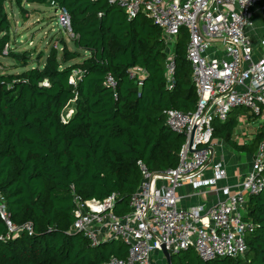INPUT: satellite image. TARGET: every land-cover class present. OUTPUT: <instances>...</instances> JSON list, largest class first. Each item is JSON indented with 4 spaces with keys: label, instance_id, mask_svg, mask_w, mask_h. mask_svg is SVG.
I'll return each instance as SVG.
<instances>
[{
    "label": "trees",
    "instance_id": "1",
    "mask_svg": "<svg viewBox=\"0 0 264 264\" xmlns=\"http://www.w3.org/2000/svg\"><path fill=\"white\" fill-rule=\"evenodd\" d=\"M7 1L0 0V56L26 66L29 51L19 54L10 42ZM14 1L22 13L27 3L51 4ZM54 1L69 12L74 47L60 37L42 63L0 71V193L13 220L30 222L33 229L0 238V264H97L111 255L126 256L127 245L120 239L92 246L71 229L73 192L88 199L116 191L114 211L125 214L141 179L138 160L154 171L178 162L184 135L165 123V110L190 112L197 102L186 27L172 46L170 88L168 47L149 15L128 17L107 0ZM43 55L40 51L35 60ZM73 69L79 71L75 83L70 81ZM108 73L115 88L104 83ZM240 109H232L223 121L213 120L211 141L221 138L237 150L253 151L264 135V122L253 142H237L233 132ZM244 216L250 222L244 255L203 260L189 247L173 252L171 264H264V187L248 196Z\"/></svg>",
    "mask_w": 264,
    "mask_h": 264
},
{
    "label": "built area",
    "instance_id": "2",
    "mask_svg": "<svg viewBox=\"0 0 264 264\" xmlns=\"http://www.w3.org/2000/svg\"><path fill=\"white\" fill-rule=\"evenodd\" d=\"M122 7L128 17L145 12L162 29L168 49L166 63L169 87L173 83L172 46L181 27L188 30L186 58L196 88L194 109L165 110V123L184 135L175 166L151 170L138 160L141 179L128 201V211L117 214L114 206L119 193L104 198L83 199L73 192L75 219L71 229L85 235L92 246L116 238L127 245L124 257L111 255L97 264H158L153 252L164 246L170 252L193 247L199 257L210 260L225 255H244L247 250L245 205L250 194L264 187V135L252 153L251 167L243 178L215 188L222 196L207 207L202 203L183 207L176 190L183 183L195 186L214 183L227 175L222 161L211 164L212 175L204 176L210 150L213 120L227 119L232 109L245 107L264 118V56L253 57L249 29L253 8L260 0H107ZM62 27L75 36L70 15L64 6L50 2ZM264 20V4L260 3ZM201 12V13H200ZM200 13V14H199ZM212 38L214 40H209ZM224 41L219 47L218 40ZM264 44V31L260 36ZM77 69L70 81L75 83ZM133 74V72H131ZM47 84L46 79L43 80ZM104 83L115 88L108 73ZM69 113L66 114L68 116ZM0 219L10 239L22 231L32 234L30 222L17 224L0 193ZM161 264H167L166 260Z\"/></svg>",
    "mask_w": 264,
    "mask_h": 264
},
{
    "label": "crops",
    "instance_id": "3",
    "mask_svg": "<svg viewBox=\"0 0 264 264\" xmlns=\"http://www.w3.org/2000/svg\"><path fill=\"white\" fill-rule=\"evenodd\" d=\"M260 3L264 4V0H260L255 7L253 8V26L249 29V41L253 45V57L255 59L264 56V44L260 41V36L264 31V20L261 18L262 11L260 9ZM38 11L42 9L34 3H28ZM225 44V43H224ZM72 45L71 48H73ZM84 54H86L84 52ZM245 108V107H244ZM248 109V108H247ZM249 110V109H248ZM251 113L250 110L247 113H243L240 110L237 111V124L234 128L233 138L239 143H251L253 142L257 132L261 129V125L264 122L259 123V127L254 130H250L248 127H242L244 124H247L248 120L257 116L256 114ZM252 115V116H251ZM213 149L210 151V155L207 160V164L204 167V176L210 177L212 175L211 164L215 161H222L227 170V175L214 183H208L204 185H193L188 182L183 183L176 190L178 194V202L183 207H188L198 203H202L205 207L209 206L217 196H222L221 191H215L217 186H220L225 183H234L239 179L243 178L246 172L251 167V159L253 151L246 150H237L229 143L225 142L221 138H215L212 140ZM155 258L160 256V251H155ZM162 261L163 263L165 255L162 252Z\"/></svg>",
    "mask_w": 264,
    "mask_h": 264
},
{
    "label": "rangeland",
    "instance_id": "4",
    "mask_svg": "<svg viewBox=\"0 0 264 264\" xmlns=\"http://www.w3.org/2000/svg\"><path fill=\"white\" fill-rule=\"evenodd\" d=\"M42 10L38 11L32 8L30 4H25L27 7L26 13H22L20 8L16 6L14 0H8L6 2V9L8 11V16L10 19V42L12 48L19 54L24 53V51H29V55L26 57L28 59V64L26 66L19 65L21 62L12 56H0V71H20L26 67H30L32 64L42 63L45 59L46 54L51 46V44H58V39L63 37L66 39L67 44L72 47L73 43L70 40V34L62 27L58 20L57 12L54 10L52 5L36 3ZM219 47L224 46L223 40H218L216 42ZM40 51H44L43 57L36 61V56ZM59 53L61 49L59 46ZM243 113L249 112L247 108L241 107ZM263 121L262 115H257L254 118L248 120L247 124L242 127L250 130H254L259 127V123ZM156 251V250H155ZM155 251L153 255H155ZM160 251V256L154 258L157 263L160 264L162 261V251Z\"/></svg>",
    "mask_w": 264,
    "mask_h": 264
},
{
    "label": "water",
    "instance_id": "5",
    "mask_svg": "<svg viewBox=\"0 0 264 264\" xmlns=\"http://www.w3.org/2000/svg\"><path fill=\"white\" fill-rule=\"evenodd\" d=\"M201 13V12H200ZM199 13V14H200ZM209 40H214V39H212V38H208ZM222 40H226V39H222ZM208 148H209V150L212 152V147L211 146H208ZM162 252H163V254L165 255V258H166V262H167V264H171V254L173 253V252H170V251H168L164 246H162Z\"/></svg>",
    "mask_w": 264,
    "mask_h": 264
}]
</instances>
